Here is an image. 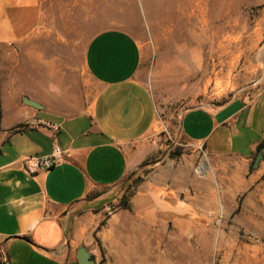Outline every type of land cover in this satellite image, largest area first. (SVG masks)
<instances>
[{
	"label": "crops",
	"instance_id": "0c3cea01",
	"mask_svg": "<svg viewBox=\"0 0 264 264\" xmlns=\"http://www.w3.org/2000/svg\"><path fill=\"white\" fill-rule=\"evenodd\" d=\"M41 18V0H0V264H78L76 252L85 249L92 222L106 201L122 194L129 148L156 122L134 36L120 28L99 30L80 48L78 62L60 55L58 39ZM179 132L193 157L232 158L249 167L264 145V99L190 108ZM55 148V164L38 167ZM173 178L180 181L176 173ZM156 192L132 195L129 210L140 223L194 225L176 190L163 204ZM118 216L106 227L113 229ZM113 260L153 264L121 255Z\"/></svg>",
	"mask_w": 264,
	"mask_h": 264
},
{
	"label": "rangeland",
	"instance_id": "374dc122",
	"mask_svg": "<svg viewBox=\"0 0 264 264\" xmlns=\"http://www.w3.org/2000/svg\"><path fill=\"white\" fill-rule=\"evenodd\" d=\"M41 3L40 25L58 39L61 56L79 62L89 36L105 28L134 36L143 51L139 76L155 102L154 129L129 148L122 194L106 201L83 241L94 264H115L116 255L153 264H264V168L248 184L264 159L253 170L232 158L193 157L179 132L190 108L264 99V0ZM147 188L156 189L161 204L176 190L194 225L140 223L123 206ZM113 214L119 216L107 228Z\"/></svg>",
	"mask_w": 264,
	"mask_h": 264
},
{
	"label": "water",
	"instance_id": "95a60500",
	"mask_svg": "<svg viewBox=\"0 0 264 264\" xmlns=\"http://www.w3.org/2000/svg\"><path fill=\"white\" fill-rule=\"evenodd\" d=\"M264 159V147H261L253 160L252 169H256L259 163ZM76 259L78 264H94V261L90 254L84 248H79L76 252Z\"/></svg>",
	"mask_w": 264,
	"mask_h": 264
},
{
	"label": "built area",
	"instance_id": "2783aa9c",
	"mask_svg": "<svg viewBox=\"0 0 264 264\" xmlns=\"http://www.w3.org/2000/svg\"><path fill=\"white\" fill-rule=\"evenodd\" d=\"M57 155H59V149L55 148L52 157L38 159L36 165L38 167H44L46 169H49L55 164V159Z\"/></svg>",
	"mask_w": 264,
	"mask_h": 264
},
{
	"label": "trees",
	"instance_id": "16d2710c",
	"mask_svg": "<svg viewBox=\"0 0 264 264\" xmlns=\"http://www.w3.org/2000/svg\"><path fill=\"white\" fill-rule=\"evenodd\" d=\"M262 146H264V145H259L258 148H257V151H258ZM257 151H256V153H257ZM256 153H255V154L253 155V157H252V161H251V164H250V169H252L251 167H252L253 160H254V158H255V156H256ZM123 208H124V209H129V206H128L127 204H125V205L123 206ZM92 259H93V258H92Z\"/></svg>",
	"mask_w": 264,
	"mask_h": 264
}]
</instances>
